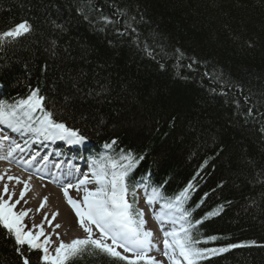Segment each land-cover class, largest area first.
I'll use <instances>...</instances> for the list:
<instances>
[{"label":"trees","instance_id":"1","mask_svg":"<svg viewBox=\"0 0 264 264\" xmlns=\"http://www.w3.org/2000/svg\"><path fill=\"white\" fill-rule=\"evenodd\" d=\"M21 20L32 31L0 47V101L37 90L97 145L90 164L142 154L133 179L165 199L191 181L192 221L218 212L193 231L217 237L199 247L255 242L198 264H264V0H0V31ZM15 248L0 228V264H42ZM69 264L124 262L93 252Z\"/></svg>","mask_w":264,"mask_h":264},{"label":"snow or ice","instance_id":"2","mask_svg":"<svg viewBox=\"0 0 264 264\" xmlns=\"http://www.w3.org/2000/svg\"><path fill=\"white\" fill-rule=\"evenodd\" d=\"M124 13H121L123 15ZM105 23H115L108 17H102ZM133 19H135L133 17ZM57 27H59L57 25ZM131 27V25H127ZM32 26L27 20H21L11 28L0 31V47L5 43H11L18 38L30 33ZM135 32V29L132 28ZM230 87L229 85H222ZM239 87V86H236ZM250 97L245 98V103L250 101ZM45 98L39 95L37 90H32L26 98L18 99L12 103L0 101V125L12 129L14 132L23 134L31 133L36 137L33 143L61 140L69 145L82 144L85 137L79 129L68 127L64 122H58L53 111L46 110L44 106ZM254 109L249 107L247 115L251 116ZM264 131V128L261 129ZM9 140V136H0V143ZM117 141L113 139L104 145L105 149L115 150ZM23 152L24 148L19 143L12 141L6 155H0V160L12 163L14 153ZM116 156L103 155L98 160H93L90 164L91 178L85 175L77 180L75 184L66 180L61 184L66 203L75 214L79 227L85 233L83 238L72 239L65 243L60 241L55 247V255H51L49 247L52 243L50 235L44 232V224L47 223L53 230L61 227L59 224L53 225V221L59 215L58 212L44 214V220L40 224H34L32 229L25 230L23 225L24 218L31 212V209L23 211H14L16 205L23 201L26 193L30 190L28 181H21L19 177L7 176V180H15L16 183H22L23 189L19 193V198L13 201L14 192L9 191L7 183L0 192V228L6 231L9 238L14 239L15 250L21 253L23 246L28 250H39L42 255L40 260L42 264H69V261L82 257L84 253L99 252L106 254L111 258L123 261L124 264H163L162 261L155 260L148 253L156 247L152 242L153 233L145 230V214L142 209H134L136 202V188L142 187L145 191V203L152 205L160 200L165 202L161 204V212H154V219L163 224L170 222L173 227L171 230L161 228L163 232V255L167 258L169 264H198L199 261L211 256L228 252L237 247L253 246L255 242L249 244H230L219 248H201L198 245L214 241L216 236H210L204 239H195L193 231L198 230V226L203 223V219L217 215V211L207 213L202 219H191L192 213L185 207L189 199L190 191L194 190V184H189L174 198L165 199L160 186H152L146 183L149 177L140 181L133 179V173L137 165L144 159V155L137 157L131 150L121 149ZM43 159H47L44 157ZM36 160L33 155L31 161H25L31 164ZM19 162V161H17ZM57 168L60 165H56ZM7 170H5L6 172ZM71 176V173L68 174ZM0 179H4V174H0ZM195 179V177L193 178ZM90 183L95 184L93 190L86 186ZM75 188L77 191L83 190L82 200L74 199L69 195V189ZM149 188L151 189L149 191ZM132 192V202L127 199L129 192ZM207 195V194H205ZM7 196V199L4 197ZM47 197L40 204L39 212L45 207ZM199 206V205H197ZM164 209L168 211L165 212ZM176 225H179L176 227ZM94 229L99 233L94 236ZM59 239V233H55ZM43 237V240H41ZM110 241V243L108 242ZM117 249H123L122 254ZM23 264H30L27 257L23 258Z\"/></svg>","mask_w":264,"mask_h":264},{"label":"bare ground","instance_id":"3","mask_svg":"<svg viewBox=\"0 0 264 264\" xmlns=\"http://www.w3.org/2000/svg\"><path fill=\"white\" fill-rule=\"evenodd\" d=\"M5 170L7 171L5 172ZM30 173H32L31 170L18 165V163L15 162L14 159L12 163H9L5 160H0V174H4V179H0V192L3 191L4 184L7 183L9 186V191L14 192L13 201H15L19 198V193L23 189L24 185L22 183H16L15 180H7V176L11 175L14 177H19L21 181H28L30 184V190L24 197L27 203L21 201V203L17 204L16 206H26L27 208L31 209L34 214L35 221H38L36 222V224L41 223V221L44 220L45 213H47L48 218L51 219V214L53 212H58L59 215L53 221V225L57 223L63 224L61 225V230L57 232L59 233V237H61L63 232L66 233L68 226H70L68 225L70 223L64 222L69 216V205L66 203L61 190H57L52 186H46L42 184V182L38 181L37 179L35 180L34 177L29 175ZM37 184L40 188L38 190H36ZM45 197H47L45 207L37 212V209L40 208V204ZM4 198L7 199V196H5ZM72 222L73 225L78 224L76 221ZM44 225L49 226L47 223H45ZM48 228L50 229V226ZM68 237H72V235H69Z\"/></svg>","mask_w":264,"mask_h":264},{"label":"rangeland","instance_id":"4","mask_svg":"<svg viewBox=\"0 0 264 264\" xmlns=\"http://www.w3.org/2000/svg\"><path fill=\"white\" fill-rule=\"evenodd\" d=\"M12 141H14V140L11 138L8 144H10ZM16 154H17L16 156L22 155L23 158L29 155L28 153H23V152H19V151H17ZM27 161H31V158L27 159ZM43 168H45V167H43ZM71 173H73L71 178H73V180H76L75 182H72L73 184H75L78 179L83 178V176L86 175V174H84V170L72 171ZM86 186L89 188V190H93L95 188V185L93 183H90ZM59 188L61 189V185L59 186ZM71 190L72 191L70 192V196H72L74 199L82 200V197L84 195V193H82L83 192L82 189L80 191H77L73 187V189L71 188ZM140 207L145 212V220H146L145 230L151 231L153 233L152 242L154 245H157L159 247V250L152 249L148 253V255L151 257H154V258H159L158 261H162L163 264H169L167 258L163 255V250H164L163 249V239H164L163 232L161 231L160 224L154 219L153 209L155 207V204L153 203L152 205H148L145 203L143 198H140ZM26 209H29V208H27L26 206H20V207L16 206L14 211L19 212V211H23ZM72 221L77 222L75 214L72 212L71 208L69 207V216L66 218V220L64 222L70 223V224H68L70 226H68V228H67V231H66L67 234L63 232L62 236L59 237V239H57V236L55 233L59 232L61 230L62 226L55 229V230H53V227H50V229H49L45 225L43 226L45 234L50 235V237H51L52 243L49 247V251H50L51 255H53V256L55 255V247L58 246L60 241L68 243L72 239L83 238L85 236V233L79 227V225L78 224L73 225ZM36 222H38V221H35L33 211H31L24 218L22 223H23V225H27V227H28V229H25V230L32 229L33 231H35V229H33V225L36 224ZM57 224L63 225L60 223H57ZM72 234L74 236L68 237L69 235H72ZM94 236H96V235L94 234ZM41 240H43V237H41ZM108 242L110 243V241H108ZM117 250L120 251L124 255H128L131 258V253H124L123 249H117ZM181 264H182V262H181Z\"/></svg>","mask_w":264,"mask_h":264}]
</instances>
